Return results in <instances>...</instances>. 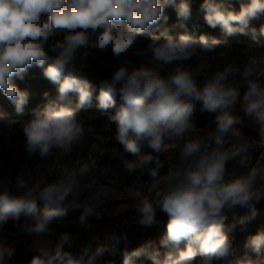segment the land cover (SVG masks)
Instances as JSON below:
<instances>
[{"label":"clouds","instance_id":"clouds-1","mask_svg":"<svg viewBox=\"0 0 264 264\" xmlns=\"http://www.w3.org/2000/svg\"><path fill=\"white\" fill-rule=\"evenodd\" d=\"M168 6L175 8L178 20L190 18L188 0H0V92L15 112L22 114L30 93L13 81L22 80L34 65L41 68L57 94L47 99L45 92L44 106L23 123L26 153L29 157L38 154L41 159H47L53 150L70 153L84 135L79 111L91 106L94 98L84 71L88 50L111 48L113 56L119 58L133 50L140 35L149 33L147 47L137 49L135 55L150 56L149 63L156 67L141 65L129 70L121 66L110 79L100 80L95 95L99 109L114 110L116 140L136 157L124 161L128 174L146 171L159 179L160 161L152 154H141V149L161 153L179 147L175 165L162 178L164 187L154 200L145 197L136 208L141 226L155 224L157 210L167 216L160 240L167 251L163 259L158 250L148 252L144 247L124 251L122 264H135L141 257L152 264H231L235 249L234 237L225 231L227 212L241 207L255 216L256 205L264 200V166L251 168L247 175L226 178L227 164L239 158L238 163L245 166L252 147L237 127L242 124L233 114L238 103L244 116L258 127L264 144V52L251 56L243 70L229 64L198 84L203 66L194 70L184 67L183 62L201 52H214L223 42L207 34H170L168 28L160 27L162 21L167 23ZM201 9L207 25L219 27L225 36L249 32L254 40L264 36V26L258 31L250 28L251 20L264 14V0H248L239 11L224 0H203ZM179 26L185 27L183 23ZM56 33L63 38L51 47L54 55H50L45 43ZM172 64L176 67L167 76L157 70ZM236 74L245 87L242 95L232 79ZM197 103L201 112L215 114L214 130L205 135L199 134L202 130L196 124ZM4 119L0 114V121ZM89 170L87 163L78 170L65 167L54 182L41 178L32 185L18 177V194L7 188L0 191V226L24 217L32 223L24 224L23 232L48 233L53 221L66 215L65 202L77 187L78 175ZM127 191L132 198L141 196L135 188ZM92 213L91 207H85L81 222ZM249 219L238 217L232 230L237 225L244 230ZM109 239L114 243L95 248L88 245L74 255L65 250L73 241L64 233L53 249L39 248L30 264H97L105 255L114 257L118 252L119 239L114 235ZM245 248L255 258L245 255L237 264H264L259 258L264 255V229L249 236ZM13 255L14 249L0 243V264Z\"/></svg>","mask_w":264,"mask_h":264},{"label":"rangeland","instance_id":"rangeland-1","mask_svg":"<svg viewBox=\"0 0 264 264\" xmlns=\"http://www.w3.org/2000/svg\"><path fill=\"white\" fill-rule=\"evenodd\" d=\"M56 34L59 35V33ZM147 44L137 39L132 51L117 58L113 56L111 48H109L104 51L105 57L114 71L121 66L128 67L129 70L141 65L155 68V65L149 63L150 56L135 55L137 49L146 48ZM261 52H264V40L262 39L250 42L243 47L226 41L214 52H201L184 61L183 66L194 70L203 66V71L197 76V82L202 83L213 73L222 71L229 64H235L243 70L248 59ZM174 67H176L175 64L165 65L157 70L168 75ZM85 73L92 85H99L101 78L88 72ZM232 79L241 90H245L239 74H236ZM45 92L49 94L47 99H53L57 94L56 89ZM45 92L38 96V103L32 108L33 112L42 108L46 103ZM71 99L75 100V96ZM199 108L200 106H197L195 113L196 124L198 129L202 130L199 134L205 135L208 131L214 130L215 114L201 112ZM0 114L5 116V119L0 121V191L7 188L13 194H18L16 191L18 177H23L29 185H32L41 178L46 179L47 182H54L60 177L61 169L65 167L78 170L80 166L87 163L90 168L89 172L83 176L78 175L77 187L65 202L66 215L61 219L54 220L49 226L48 233L28 235L22 231V226L26 223L30 224L32 221L21 217L20 221L9 220L5 225L0 226V243L5 244L10 238L21 237L28 239L34 245L36 255H38L39 248L51 250L54 248L53 240L67 233L65 229L70 222L66 220L70 218L68 216L77 214L81 217L85 207L93 209V213L85 218L89 220V224L100 228L107 244L114 243L109 239L114 235L119 239V244L116 245L117 249H120L122 242L125 247L127 231L136 234L137 238L134 240V244L142 241L139 234L143 231L136 226L139 224L140 218L136 208L140 200L145 197L154 200L156 192L164 187L162 178L175 165L179 147L169 148L161 153H153L148 148L141 149V154H152L160 161L159 179H153L146 174V171L128 174L124 168V161L136 157L125 152L123 146L116 140V123L112 119L114 110L103 111L97 107L96 103L94 106H88L79 111L78 119L83 125L84 135L80 141L73 145L70 153L53 150V154L47 159H41L38 154L29 157L26 153L22 125L31 118L33 113L24 109L22 114H17L14 106L6 102L0 105ZM233 114L239 116L243 124L245 116L239 115L236 110ZM242 124L237 125L241 130ZM256 147L260 160L264 158V151H262L264 145L259 144ZM154 166L153 164L150 167ZM130 187L139 191L141 196L130 197L127 191ZM162 217L166 218L167 216L157 210L156 223L153 225L161 224Z\"/></svg>","mask_w":264,"mask_h":264},{"label":"trees","instance_id":"trees-1","mask_svg":"<svg viewBox=\"0 0 264 264\" xmlns=\"http://www.w3.org/2000/svg\"><path fill=\"white\" fill-rule=\"evenodd\" d=\"M188 2L190 3L191 7V15L188 20H178L175 8L168 6L165 9V15L168 17L167 23L165 24L162 21L160 27L168 28L170 30V34L174 36H177L184 31H187L194 36L207 34L210 37H216L220 39L223 42L222 44H224L226 41H231L241 47L250 42H256L259 39L264 40V36H259L257 40H254L250 32L247 35L236 34L233 36H225L219 27L212 28L205 22L203 18L204 13L201 9L203 0H188ZM224 2L232 9L239 11L241 4L248 3V0H224ZM181 23H183L185 27H180L179 25ZM261 26H264V14H260L256 19H253L250 22V28H255L257 31L261 28ZM152 31L155 32V29ZM62 38V34H53L50 36L48 41L45 43V50L48 51L50 55H54V53L51 52V47L57 41L62 40ZM149 39V33L142 34L138 37V40L144 41L145 43H148ZM218 48H220V46ZM88 51L89 55L85 61L87 67L84 69V71L101 79H110L115 71L111 68L110 63L105 57V52L98 49H89ZM79 63L80 61L78 59L77 64L79 65ZM161 75L167 76L164 73H161ZM13 82L21 90H27L30 93L29 102L25 106V109L29 113H33L32 108L38 103V96L40 93L56 89V86L51 84L43 76L42 69L36 67L35 65L27 71L22 80L15 78ZM198 84L202 85L203 82ZM92 88L94 92V98L91 106H94L96 104L95 95L98 94L99 89L97 84L92 85ZM240 91L242 95L245 90L240 89ZM6 102L10 103L3 93L0 92V105ZM197 106H199L198 103ZM236 111L239 115L244 116V113L240 110L239 103L236 105ZM257 129L258 127L253 125V121L245 117L241 130L244 138H246V136H250L252 139L257 138ZM258 154L259 152L257 149L250 148L247 153L248 160L245 166H241L238 163L239 158L229 162L227 164L226 178L247 175L251 168L264 166V158L259 160ZM256 208L257 213L255 216H252L249 210L241 207H237L234 210L227 212L228 219L225 221V231L230 236L234 237L235 249L234 255L231 258V264H237V262L243 259L245 255L255 258V254L245 248V243L248 237L255 234L258 229H264V200H261L260 203L256 205ZM242 216L250 217L244 230H241L239 225H237L235 230H232L231 225L235 223L238 217ZM68 217L70 218H67L66 220L70 222L68 223L65 230H67V233L71 235L73 244L71 248L66 245L65 250L77 255L85 246L91 245L93 248H95L99 244H107L105 241V236L100 228L89 224V220H87V218L81 222V217L77 214L70 215ZM161 221V224L152 226H141L140 224L136 225L141 231H143L141 234H139V237L142 238V241L137 244H134V240L137 238L136 234H133L132 231H127L125 237L126 246L124 247L123 242L120 243V249L114 257L105 255L103 258L97 261V264H122V253L124 251H131L139 247H144L148 252H154L158 250L160 253V258L163 259L167 249L160 246V240L166 231L167 217H162ZM54 240L52 242L53 246H55L58 239L55 238ZM4 245L14 249V255L11 257V259L6 258V264H30L32 257L36 255V249L34 248V245L25 238H10L5 242ZM259 258L264 259V255ZM135 264H152V261L147 257H141L135 261Z\"/></svg>","mask_w":264,"mask_h":264},{"label":"bare ground","instance_id":"bare-ground-1","mask_svg":"<svg viewBox=\"0 0 264 264\" xmlns=\"http://www.w3.org/2000/svg\"><path fill=\"white\" fill-rule=\"evenodd\" d=\"M256 136H257V138H258V132H257V135H256ZM245 139H247L249 142L252 143V147H250V148H253V149H254V148H255V149L257 148L256 145H259V144H260V145H264V144H261V142H260V141H261V138H260V140H256V139H252L250 136H246ZM250 148H249V149H250ZM260 151H261V150H260ZM262 151H264V149H262Z\"/></svg>","mask_w":264,"mask_h":264},{"label":"built area","instance_id":"built-area-1","mask_svg":"<svg viewBox=\"0 0 264 264\" xmlns=\"http://www.w3.org/2000/svg\"><path fill=\"white\" fill-rule=\"evenodd\" d=\"M260 134H259V130H258V138H254V139H256V140H260Z\"/></svg>","mask_w":264,"mask_h":264}]
</instances>
